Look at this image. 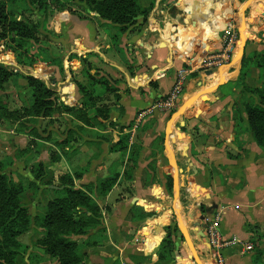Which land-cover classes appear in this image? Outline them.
<instances>
[{
    "label": "crops",
    "instance_id": "crops-1",
    "mask_svg": "<svg viewBox=\"0 0 264 264\" xmlns=\"http://www.w3.org/2000/svg\"><path fill=\"white\" fill-rule=\"evenodd\" d=\"M263 1L142 0L151 10L146 19H137L133 32V27L122 31L92 12L84 18L62 15L56 20L53 29L64 49L62 58L74 54L81 60L90 55L93 68L119 97L106 93L111 111L102 126L77 121V165L86 168L76 181L78 188L104 181L115 166L119 168L116 185L98 200L105 222L94 230L103 233L95 238L97 246L87 264L154 262L172 220L178 227L172 264H189V259L194 264H219V258L222 264H253L254 255L246 249L251 245L246 224L257 222L256 216L264 213V151L254 141L243 112L242 60L235 59L242 34L247 38L244 56L264 50V40L259 44L252 37L264 27ZM229 29L238 35L230 63L204 69V59L221 49ZM180 72H186V82L177 108L158 109ZM66 94L73 105L82 102L79 90L68 88ZM194 98L168 128L172 115ZM124 136L130 148L140 149L130 179L124 174L130 151L112 150ZM168 177L174 187L171 208ZM125 185H132L131 194L119 191ZM214 222L228 243L219 252L208 235ZM185 244L190 250L186 256Z\"/></svg>",
    "mask_w": 264,
    "mask_h": 264
},
{
    "label": "rangeland",
    "instance_id": "rangeland-1",
    "mask_svg": "<svg viewBox=\"0 0 264 264\" xmlns=\"http://www.w3.org/2000/svg\"><path fill=\"white\" fill-rule=\"evenodd\" d=\"M61 1L70 7L72 13L53 10L45 15L41 10L34 5H29L25 0H15L11 3L8 1V12L14 19L36 23V26H38L37 40H30L26 45V50L29 53L22 58L16 57L13 52L10 41L12 34L8 36L6 41L0 40V63L14 72V75L4 85V88L0 90V95L5 103V108L0 111V173L15 177L22 182L25 190L24 204L32 217L45 213L51 200L64 196L62 195V190L58 188L60 185L59 180L62 177L65 178L64 176L69 174L74 181L75 189H80L76 185V181L81 178L84 170H86L83 166L77 165V121L67 114L53 113L46 117L43 115L36 117L26 110L33 104L32 89L28 85L26 76H34L41 79L55 92L54 102L56 105L64 103L69 106H75L72 102H68L66 98L67 89L78 90L77 83L87 84L89 82L87 78L88 72L91 71V74L95 75L94 70L90 69V66L94 65L90 55L86 56L87 62L85 63L79 59L77 61L74 54L65 57V59L64 57L62 58L64 49L61 43L58 42L57 37L59 34L55 33L53 29L56 20L62 15H77L83 18L91 14L86 5L78 0ZM263 9L264 6H261V10ZM261 22L264 26V19H261ZM131 27H133L132 32L137 29V27ZM1 31L0 28V33ZM252 37H255V41L258 43L261 40L263 41L264 27L261 32L258 34L256 32ZM251 39L254 41V38ZM255 53L264 55V50L262 52L255 51L247 56L249 60L244 70L246 76L241 80L247 89L264 87V68L254 66L255 60L252 57ZM257 60H260V58H257ZM66 68H68L67 72ZM96 78L99 77L96 76ZM247 79L248 82H246ZM108 84L107 86H97L99 93L104 92L100 95L103 103L107 100L106 87H113L110 82ZM249 97L251 96L244 94L243 102H247ZM161 138L159 137L155 143H159ZM136 143L137 141H135V145ZM132 166L128 165V168H125V172L132 174ZM117 167L115 166L112 169L111 177L118 173L119 168ZM101 182L103 181L86 185L80 190L85 192L92 190V197L98 202V200L105 199L109 194L105 197L103 196L104 189L100 185ZM125 186L120 187L119 191L131 194L133 192L131 190L132 185ZM173 189L172 193L167 191L171 194L169 208L172 205ZM120 196H122L120 193L116 194V197ZM261 209H264V204H261ZM256 217L257 222L246 224V228L251 233L249 244H251L252 249L250 252L254 255L253 264H264V213ZM104 218L102 214L101 226L105 222ZM174 223L175 220H172L171 225ZM99 228L100 226L96 229H91L85 235L71 237L73 241L78 243L80 251L86 255L84 264L88 263L93 250L97 246L95 238L99 236L98 233H103V230L94 231ZM45 234L46 230L32 225L31 230L20 238L22 243L28 247L24 256L20 259L22 264H59L57 258L50 256V254L45 253L43 249L36 246V242L43 238ZM182 242L185 243L184 239H182ZM185 247L184 255L186 256L190 250L186 244ZM167 255L166 252L163 253V256L157 254V260L155 258L156 261L154 260L153 262L151 260L149 263L166 264ZM170 256L175 261V249ZM188 262L189 264H194L190 259Z\"/></svg>",
    "mask_w": 264,
    "mask_h": 264
},
{
    "label": "trees",
    "instance_id": "trees-1",
    "mask_svg": "<svg viewBox=\"0 0 264 264\" xmlns=\"http://www.w3.org/2000/svg\"><path fill=\"white\" fill-rule=\"evenodd\" d=\"M15 0L0 1V40L6 41L12 34V49L16 57L22 58L29 52L26 45L30 40H37L38 26L30 21H18L8 12L7 2ZM29 5H34L45 15L49 11L57 10L59 12L69 11L70 7L61 0H25ZM88 8L89 12L99 15L101 20L110 22L126 31L131 26H135L139 17L147 18L151 7H144L142 0H78ZM84 18V17H83ZM10 47V48H11ZM254 66L264 68V55L255 53L252 57ZM260 58V60H257ZM82 61L87 62L85 58ZM249 58L244 56L242 59V69L240 80L246 76L245 67ZM24 65V63H23ZM31 65V64H30ZM90 66V65H89ZM95 70V75L88 72L87 85L77 84L81 95L82 102L75 106H69L64 103L56 105L54 102L55 92H53L41 79L34 76H26L29 87L32 89L33 104L29 109L32 116L40 117L50 116L53 113L67 114L84 126L93 127L94 125L102 126L105 121L109 120L111 111L110 105L103 103L97 86H107L109 81L100 76L98 69L90 66ZM14 75V72L5 68L0 63V90ZM98 76L99 78H96ZM109 85V84H108ZM244 94L249 95L247 102H243V112L247 118L249 129L254 141L264 151V87L247 89L244 87ZM115 87H106L105 93H112L115 98ZM5 108V103L0 95V111ZM94 111V115H91ZM174 112V111H173ZM172 112V113H173ZM124 138V139H123ZM112 150L116 152L130 151L129 165L132 166V174L137 167V159L140 149L129 147L128 136L123 137ZM163 140V139H162ZM127 178L132 174L125 172ZM59 180L62 191L61 198H55L48 203L47 210L43 214L32 217L28 208L24 204V186L17 178L0 173V264H22L20 259L24 256L26 245L20 238L27 234L32 225L37 228L46 230L43 238L36 242V246L43 249L45 253L57 258L59 264H84L85 256L76 241L71 239L72 236H81L88 233L91 229L101 226L102 210L98 202L92 197L93 191L85 192L75 189L73 179L69 174ZM119 173L109 177L100 183L104 189L105 197L116 185ZM166 189L172 193V178H167ZM166 237L163 239L158 254L163 256L166 252V264H172L174 258L170 256L175 249V237L178 233L177 224L174 223L165 228ZM163 258V257H162Z\"/></svg>",
    "mask_w": 264,
    "mask_h": 264
},
{
    "label": "built area",
    "instance_id": "built-area-1",
    "mask_svg": "<svg viewBox=\"0 0 264 264\" xmlns=\"http://www.w3.org/2000/svg\"><path fill=\"white\" fill-rule=\"evenodd\" d=\"M238 47V35L233 29L225 31L223 37V44L218 52L207 55L202 63V67L206 70H212L218 67H222L230 63L232 57L236 53ZM186 82V72H180L178 80L173 86L169 95L159 103L157 108L165 111H172L177 108L179 101L181 100ZM217 223H212L208 228V235L210 238V244L219 252L228 243L221 239V236L217 230ZM247 250H251V245H246ZM219 264H222V260L219 258Z\"/></svg>",
    "mask_w": 264,
    "mask_h": 264
},
{
    "label": "water",
    "instance_id": "water-1",
    "mask_svg": "<svg viewBox=\"0 0 264 264\" xmlns=\"http://www.w3.org/2000/svg\"><path fill=\"white\" fill-rule=\"evenodd\" d=\"M241 32H242V33L244 32V27H243V25L241 26ZM246 41H247L246 36H245L244 34H242V36H241V42H240V50H239V53H238V55H237L235 61H241V60H242V58H243V56H244V53H245ZM195 101H196V98H194V99L188 101V102H187L182 108H180L176 113H174V114L172 115V118L170 119V121H169V123H168V128H170V125L172 124V122H173L176 118H178V117H180L181 115H183V114L187 111V109H188V108H189V107H190ZM177 180H178V179H177V176H176V174H175V184H174V186H175V190H176V192L178 193V186H179V184H178V181H177ZM203 219H204V216L201 217V220H203ZM181 229H182V233H183V235H184V237H185V239H186V241H187V243H188V245H189V247H190V249H191V251H192V254H193L192 256H193V258H194V259H197V258H196L195 250H194V248H193V244H192V242H191V240H190V238H189L187 232L185 231L184 227H182V226H181Z\"/></svg>",
    "mask_w": 264,
    "mask_h": 264
}]
</instances>
